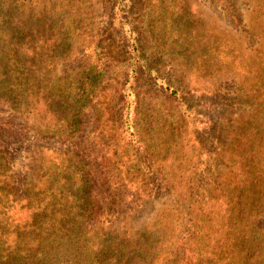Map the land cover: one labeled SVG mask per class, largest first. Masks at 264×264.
I'll return each instance as SVG.
<instances>
[{
	"label": "trees",
	"instance_id": "1",
	"mask_svg": "<svg viewBox=\"0 0 264 264\" xmlns=\"http://www.w3.org/2000/svg\"><path fill=\"white\" fill-rule=\"evenodd\" d=\"M67 1L76 2L62 0L58 5L65 6L62 18L70 28L82 22L91 24L86 0L80 1L75 10L65 5ZM47 2L50 0H0L1 27L10 28L13 19L23 26H17L10 38L0 37V44L5 39L13 46L25 43L30 29L38 31L31 18L35 14L22 18L16 16L17 11L23 12L26 6L45 8ZM37 14L42 15L47 31L44 40L50 46L61 47L68 42V30L55 34L53 39L49 37L59 16L45 11ZM249 23L248 29L242 30L243 40L239 35L238 48L231 57L228 51L223 52L228 57L222 63L228 66L221 70L222 77L235 74L241 78V96L224 101L238 103L242 110L238 118L224 117L222 131L229 143L221 146L220 162L211 164L209 159L206 164L213 169L203 171L199 177L162 175L152 185L144 173L131 171L128 157L118 161V146L111 141L102 150L86 143V151L95 153L93 162L85 153L72 152L61 161L49 162V172L43 171L45 161L38 157L36 173L28 178L35 179L27 180L26 192L13 196L17 180L5 169L0 150V264H264V19L253 18ZM249 40L254 41L252 50L246 44ZM95 42V48H99L101 43ZM131 59L136 62L134 67L130 63L129 73L136 80L142 60L135 49ZM147 67L154 71L153 66ZM0 68L14 70L15 76L0 80V95L7 97L14 109L23 112L31 108L33 101H39L37 92L42 90L43 96H52L53 102L61 106L58 123L62 137L88 135L85 130L95 118L87 109L99 107L96 92L74 100L65 86L49 90L47 79L27 77L20 65ZM152 74L155 83L165 85L169 96L181 102L188 117L196 115L194 106L175 84L171 86L157 72ZM93 80L86 87H92ZM130 86L134 88V83ZM130 94L136 102V89ZM133 109H125L121 133L126 132L128 140L135 143L138 126ZM206 119L213 121L209 114ZM92 127L98 130V125ZM9 129L0 128V138L2 133L10 138L17 135ZM116 136L110 132L105 135L110 140ZM202 162L199 158L198 165ZM114 164L119 172L110 170ZM153 189L164 193L165 199L171 193L173 199L160 203L153 221L133 223L153 197Z\"/></svg>",
	"mask_w": 264,
	"mask_h": 264
},
{
	"label": "rangeland",
	"instance_id": "2",
	"mask_svg": "<svg viewBox=\"0 0 264 264\" xmlns=\"http://www.w3.org/2000/svg\"><path fill=\"white\" fill-rule=\"evenodd\" d=\"M80 1L83 0L69 4L67 1L65 5L75 10ZM59 2L62 0H50L45 8L34 10L26 6L23 12L17 11L16 16L22 18L35 14L31 18L38 29H30L21 46H13L6 40L17 32V26L23 27L18 20L10 21L8 29L1 27L0 22V37L6 38L0 44V66L20 65L27 77L47 79L49 90L65 86L74 100L96 92L99 107L87 110L98 120L89 122L85 130L88 135L62 137L58 123L61 106L53 102L52 96H43L40 90L36 97L39 101H33L31 108L22 112L0 95V128L5 126L10 128L8 132H17L13 138L8 133H2L0 138L5 169L17 180L12 194L17 193L13 196L26 192L27 180L35 179L28 178L36 173L38 157L45 161L43 171L49 172V162L61 161L72 152L85 153L93 162L95 153L86 151V143L102 150L111 141L118 146L115 153L118 161L128 157L131 171L144 173L152 185L162 175H186L191 179L213 169L214 166L207 165L209 159L211 164L219 163L221 146L229 143L228 135L222 131L224 117L238 118L242 110L238 103L224 101L227 97L241 96L242 80L235 74L222 77L221 70L228 66L227 62L222 63L228 57L223 52L228 51L231 57L238 48L239 35L244 39L242 30L248 29L249 21L264 19V0H86L85 5L91 9V24L82 22L72 28L64 22L66 8L58 5ZM38 11L59 16L49 37L53 39L55 34L68 30L67 43L56 47L44 40L46 25ZM95 41L101 43L99 48H95ZM246 44L251 50L255 48L252 40ZM133 49L142 60L136 80L129 73L130 63L134 67L136 62L130 60ZM147 66H153L154 71ZM152 72H157L171 86L175 84L178 92H183L194 106L196 115L188 117V111L169 96L165 85L155 83ZM6 76H15L14 70L6 72L0 68V80ZM93 77V86L86 87ZM132 82L134 88L130 86ZM133 89H136V102L130 94ZM213 92L220 97L216 98ZM128 106H134L137 112L135 143L128 140L126 132L121 133ZM208 114L213 119L211 123L206 119ZM93 125H98V130ZM109 132L114 136L117 133L115 140L106 139ZM199 158L203 161L201 165ZM110 170L120 171L115 164ZM152 194L133 223L153 221L160 203L173 199L171 193L165 199L164 193L155 189Z\"/></svg>",
	"mask_w": 264,
	"mask_h": 264
}]
</instances>
